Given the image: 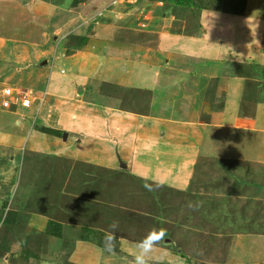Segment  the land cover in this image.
Here are the masks:
<instances>
[{
	"label": "rangeland",
	"instance_id": "374dc122",
	"mask_svg": "<svg viewBox=\"0 0 264 264\" xmlns=\"http://www.w3.org/2000/svg\"><path fill=\"white\" fill-rule=\"evenodd\" d=\"M17 1L23 6L27 3L28 8L37 2ZM38 1L56 7V13L45 24L29 19L27 13H23L26 19L10 13L8 17L4 14L0 17L4 19L0 23V181L1 175L8 178L1 173L9 172V166H13V181L20 177L18 194L12 201L13 209L18 211L3 219V227L0 225V264H8L6 255L11 264L20 258L26 264L28 257L33 258L39 248V233L29 229L33 222H38L35 214H52L54 209L75 214L85 205L86 209L91 207V200H101L100 205L107 208L112 223L131 232L137 225L136 216L124 211V204L129 206L135 202L150 207L161 218V222H155L166 229L164 241L169 240L171 244L170 237L175 233L171 232L172 224L163 220L186 222L185 216L180 217V210L177 211L180 206H186L190 228L191 224L201 223L204 212L197 210L198 207L205 211L215 208L220 224L224 225L222 231L229 232L227 224L246 228L242 231L245 236L233 234L217 244L220 264H225L224 260L238 264L255 259L254 248L263 253L264 203L235 205L232 210L237 211L230 213H223L221 207L220 214L209 197L196 199L194 187L179 194L145 179L138 169L134 171L128 165L133 157L119 156L117 148L140 152L149 148L139 140L140 127L149 131L158 122L165 128L194 133L193 139L186 138L174 145L171 157L162 158L167 167L170 164L172 168L178 167L187 161L188 166L203 165L204 159H217L212 157V151L222 150L223 146L236 152L235 159L264 152V137L253 126L257 107H264V0H186L183 5L170 0ZM5 20L13 23L4 24ZM203 32L211 37L225 32L229 36L233 32L236 37L227 41L222 37L205 40L209 41L210 50L200 59L179 50ZM250 36L254 39H249ZM58 51L59 57L68 58L69 68L59 63L55 55ZM52 76L64 82L54 95L48 93ZM225 78L235 80L234 87L240 95L237 100L228 101L234 114L233 125L224 124L228 117L224 114L219 120L223 125L216 126L210 119L223 111ZM89 102L96 103L95 107L106 105L117 111L107 127L112 151L109 156L120 164L116 170L68 159L60 150L44 155L25 145V137L30 133L57 137L61 141L67 133L71 134L53 129L48 122L52 116L44 108L56 107V113L61 109L60 114L65 115L75 105L76 111L84 114L89 111L86 107ZM32 106H36V111L28 112ZM38 115L43 124L35 123ZM56 118L53 120L61 125ZM149 119L155 123L150 124ZM72 125L73 122L65 123L67 128ZM227 127L231 129L227 131ZM251 129L254 130L249 132ZM118 134H122L121 142ZM78 136L81 135L73 137ZM201 149L210 151V156L203 157ZM155 163L159 165L158 161ZM210 163L214 164L212 160ZM252 164L261 163L253 161ZM135 165L136 162L133 168ZM161 169H151L156 178ZM3 182L0 183V206L5 207L12 195L9 187L2 188ZM103 201L109 202L108 207ZM164 205L169 206V214H163ZM244 207L249 210L247 214L243 213ZM150 224V232L162 230L154 229L153 221ZM212 228H206L208 233L212 234ZM182 231L186 237L191 234L188 228ZM249 233L257 235L250 238ZM177 237V244L184 247V234ZM179 249L186 256H192L189 248ZM13 255L15 258H11ZM65 257L66 253H61L58 264H69ZM47 259L49 264L53 263L50 255ZM256 259L261 261L264 257L259 255Z\"/></svg>",
	"mask_w": 264,
	"mask_h": 264
},
{
	"label": "crops",
	"instance_id": "0c3cea01",
	"mask_svg": "<svg viewBox=\"0 0 264 264\" xmlns=\"http://www.w3.org/2000/svg\"><path fill=\"white\" fill-rule=\"evenodd\" d=\"M9 3L11 4L10 6H8ZM33 3L34 4L28 8L27 3L25 4L26 6H23V3L21 2L19 4L17 0H0V17L3 14L7 16V14L10 13V16L17 14L20 18L26 19L23 15L27 13L30 17L29 19L34 18L36 21L38 20L40 23L45 24V22L49 21V19L56 13V7L53 6V4L38 0ZM10 7H12L13 10L10 9ZM122 10L123 9H121V11ZM106 11L103 13H106ZM114 12L115 11H112L111 13L114 14ZM2 20L4 19H0V23ZM12 23V20H10V22L5 20L4 22V24ZM231 34L229 33L228 36L225 32L211 37V34L203 32L202 35L200 34L198 37H192L190 41H187V44L181 45L179 50H181L183 54H186V56H195L200 59L205 57L210 50L209 41L205 42V40H218L222 37L227 41L236 37L235 33L232 32ZM246 37L244 40H247ZM249 39H254V37L250 36ZM58 53L59 51L56 52L55 55L58 56L59 63L69 68L68 58L63 56L62 59L61 56L59 57ZM59 54L61 55V53ZM40 61L42 63L43 59ZM223 80L222 88L224 93H226V99L222 106L223 111L218 116H213L212 119H210V122L216 126L223 125L219 120L224 114H227L228 117L224 124L228 123L232 126L234 123V114L228 101L229 99L230 101L231 99L237 100L240 92L234 87V79L225 78ZM219 82L221 84V81ZM62 84H64V82L59 81L57 76H52L48 85V93L54 95ZM229 84L232 85L229 86ZM94 104L96 103L89 102V104L86 105L89 111H86L84 114H79L76 111L77 106L73 105L71 110L69 109L68 111L71 113L65 115L64 113L60 114L62 112L61 109L56 113L54 111L56 107L51 109L47 106L49 109L46 107L44 110L49 111L52 120L53 117L57 116L56 120H59L61 124L58 125L57 121L53 120L54 122H52V120H49L48 122L51 124L52 128L59 129L58 131L61 132L69 131L71 134L68 135L67 133L65 140L61 141V139H57V137H47L45 135H40L39 133L38 136L37 133H30V136L28 135V137H25V145L28 146L31 151H38L44 155L46 152L55 153L60 150L61 155L68 157V159L70 157V159H74L80 163L85 162L88 165L103 169L116 170L120 164L118 163L119 160L116 159L114 162V159L109 156L112 151L109 149V133L107 132V127L109 126V122H113V116L116 115L114 113L117 111L106 105L95 107ZM35 107L36 106L30 107L28 112L36 111ZM261 109H263V111H260ZM167 112L169 113V109ZM68 119L70 121H68ZM121 119H123V116ZM151 121H153V119H149V123L153 125L155 122ZM67 122H73L72 127H65V123L67 124ZM35 123L43 124L44 121L38 115L35 119ZM253 124L256 132L262 134L264 137V107H257ZM230 129L231 127H227V131ZM252 130L254 129H251L249 132ZM192 133L191 130L187 129H182L181 132L178 129L172 130L168 127L165 128L162 124L156 122L154 128L149 131H145L143 127H140L139 140H142V145L149 148L140 152L136 149L133 151H125L120 147L121 149L117 148V153L121 157L126 154L131 158L133 157L128 163V165L132 167V170L135 171L136 169L137 171L138 169L140 171L139 173H141L145 179L158 182L159 185L164 186L161 187L166 190H170L174 193H183L185 192L184 190H188L189 188V190H192L194 187L196 193L193 195L197 196L196 199L199 196L209 197L210 200L214 202L213 204L218 207L220 214L221 207L223 208V213H230L235 212L236 209L232 210V206L235 205H244L247 207V205L253 203H264V152L260 155L254 152L253 154H246V156L241 159H235L236 152L223 146L222 150L212 151V157L217 158L211 159L214 164L210 163L211 160L206 161V159H204L203 161L205 162L203 165H198L197 167L193 164L188 166L187 164L189 161L185 164L184 162L181 163L178 167L172 168L170 167L172 166L171 164L167 167L165 165L166 162L162 161V158L172 156L174 150L171 149L175 144L183 143V140L186 138L193 139L194 133ZM77 135L81 136H78L77 138L73 137ZM121 135L122 134H118L119 142H121ZM201 151L203 157L210 156V151L204 152L202 149ZM153 158L158 159L153 160ZM154 161H158L159 165L157 166ZM238 161L241 163L239 165H234V163ZM244 161H248V163L251 164H246ZM253 161L261 164L253 165ZM135 162L136 167L134 166L133 168ZM161 166H164V168L161 169ZM153 167H159L161 169L157 178L154 176V174H156L155 171H151V169H154ZM8 168L10 169L9 172L1 173L7 175L8 178H4V176L1 175L2 180L0 183L4 181L2 188L6 186L9 187V194L12 195V200L9 196L5 207L3 205L0 206V225L3 224H1V222L4 221L3 219H6L10 213L18 211L13 209L12 201L18 194L20 177L18 181L14 182L13 166H9ZM259 177L260 180L258 181L257 179ZM16 188L17 190H15ZM201 191L204 193H201ZM89 203L91 207L86 209L85 205V207L79 209L80 212L75 214L56 211L55 209L52 214H35V217L38 218V222L35 224L33 222L29 229L39 233V248L35 255H32L33 258L28 257V263L26 264H49V260L47 259L48 255L51 256L53 261V263L50 262V264H55V261H57L58 264L61 253L63 252L66 253L65 261L69 264H135V256L138 253L137 245L150 233V227L152 226L150 224L151 221H153L154 229L166 230L161 227V224L155 222V220L161 222V218L155 214L156 211L155 213H152L150 207L141 206L140 204L132 202V205L129 206L123 203L126 206V209L123 210L131 211L133 215L136 216L134 219V222L137 224L135 229L131 232L130 230H124L117 224V227L113 232L111 226L114 223H112L106 212L107 208L105 207L103 209V206L100 205L101 200H97L96 202L91 200ZM94 203L99 205L94 206ZM103 205L108 207L109 202L103 201ZM184 207L180 206L177 211L179 213L180 210V217L185 216L184 219L186 222L182 219H180L181 223H177L175 219H171V221L168 219L163 220V222H170L172 224L171 232L174 231L175 233L174 237L173 235L170 237L172 244L169 240L164 241L167 239L163 238L160 240L146 257L147 264H220L218 260L220 256L219 249H217L216 246L221 239L227 241L226 238L233 234H240L242 236H245L246 234L245 232H242L244 230L246 231V228H244L243 225L237 226L235 224H227L225 227L228 228L229 232H226V230L222 231L221 227H224V225L220 224V218H218L219 214H216L215 208H212L211 211H209V209L205 211L203 208L198 207L197 210L204 212L200 218L201 223L197 226L191 224L192 227L190 228L188 227V221H190L191 218H189ZM164 209L165 211L163 214H169V206L164 205ZM248 211L249 210L244 207L243 213L247 214ZM243 219L245 220V214L243 215ZM209 226L213 227L210 231L212 234L208 233L206 229ZM184 228H188V230L190 229L191 234L186 233L187 237L182 231ZM182 233L184 234V239L182 240V243L185 244L184 247H180L177 244V236L180 234L182 237ZM109 234L113 235L112 240L107 239ZM247 235H250L251 238L257 234L249 233ZM175 237H177L175 239L176 241L174 240ZM190 238H192V240ZM208 242H210L211 245H209ZM179 248H182L183 250L189 248L193 251L191 252L192 256H186L185 252L183 253ZM262 248L263 253L261 250L254 248L257 257L259 255L264 257V247ZM257 257H255V259H247L244 263L238 264H264V259L257 261ZM4 258L8 264H11L8 261V255ZM11 258H15V255L11 256ZM18 262L25 264L21 258L18 259L15 264H18ZM224 263L228 264L225 260Z\"/></svg>",
	"mask_w": 264,
	"mask_h": 264
},
{
	"label": "clouds",
	"instance_id": "9594fccd",
	"mask_svg": "<svg viewBox=\"0 0 264 264\" xmlns=\"http://www.w3.org/2000/svg\"><path fill=\"white\" fill-rule=\"evenodd\" d=\"M113 232L117 225L114 223L112 226ZM166 232L164 230L150 232L141 242L138 243V253L135 256V264H147L146 257L152 251L153 247L164 238ZM108 240L113 239V235L109 234ZM111 250V249H109Z\"/></svg>",
	"mask_w": 264,
	"mask_h": 264
},
{
	"label": "trees",
	"instance_id": "16d2710c",
	"mask_svg": "<svg viewBox=\"0 0 264 264\" xmlns=\"http://www.w3.org/2000/svg\"><path fill=\"white\" fill-rule=\"evenodd\" d=\"M170 1H172V3H178V4H185V3H187V1L186 0H170ZM180 194V193H179Z\"/></svg>",
	"mask_w": 264,
	"mask_h": 264
}]
</instances>
